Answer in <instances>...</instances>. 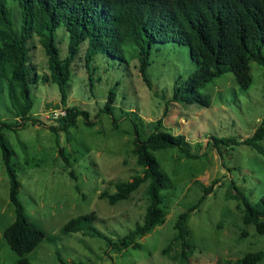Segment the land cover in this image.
I'll use <instances>...</instances> for the list:
<instances>
[{
  "label": "rangeland",
  "instance_id": "1",
  "mask_svg": "<svg viewBox=\"0 0 264 264\" xmlns=\"http://www.w3.org/2000/svg\"><path fill=\"white\" fill-rule=\"evenodd\" d=\"M34 42V47L28 43L26 69L33 101L31 114L39 123L3 131L21 184L19 200L29 219L45 232L43 242L27 255L30 264H61L60 259L79 264H183L182 251L189 264H224L248 252H264V235L243 224L241 201L228 195L234 194L230 191L234 186L252 204L264 196V155L248 145H236L251 138L264 119L262 66L250 63L249 89L242 90L227 72L199 90L208 105L189 104L172 100L175 83L185 81L196 70L187 47L170 42L151 46L146 71L149 88L131 48L126 49L124 61L96 54L87 71L83 44L71 65L66 106L87 111L93 125L87 126L79 117L76 126L56 135L49 130L52 124L48 120L64 116L60 94L51 80L42 81L49 77L47 59L38 40ZM55 44L64 59L68 37L63 28L56 30ZM34 73L39 76L37 82L32 80ZM111 89L116 92L112 113L98 114ZM11 111L3 88L0 119L13 121ZM129 111L145 123L140 130L142 139L149 134L152 122L161 119L163 131L184 136L191 154L199 157L188 158L175 147L154 153L170 179V188L161 191L165 221L138 240L140 249L117 252L98 238L64 234L61 228L72 218L94 212L98 217L94 226L117 239L142 223L147 184L115 205L99 198L104 190L114 192L110 181H129L140 172L131 152L134 126L123 115ZM215 139L229 143L214 147ZM259 144L264 149V138ZM60 149L65 157L58 153ZM197 182L205 186L216 183L201 202L203 191ZM9 187L0 148V264H16L19 259L3 238L15 218ZM192 206L197 207L186 221L190 234L186 239L189 248L184 249L173 242V227L178 216Z\"/></svg>",
  "mask_w": 264,
  "mask_h": 264
},
{
  "label": "trees",
  "instance_id": "2",
  "mask_svg": "<svg viewBox=\"0 0 264 264\" xmlns=\"http://www.w3.org/2000/svg\"><path fill=\"white\" fill-rule=\"evenodd\" d=\"M63 28L68 37L67 56L60 58L55 44V32ZM35 40L42 46L49 77L43 82L55 83L60 94V105L64 116L46 119L51 122L49 130L58 134L76 126L83 117L87 126L93 125L89 113L75 106L67 107L68 84L73 64L81 45L86 44L84 61L87 71L96 54L112 59L125 60V51L131 48L137 57L138 71L143 82L150 88L147 76L149 53L155 43H176L188 48L196 70L183 82H176L173 101L198 102L208 105L206 97L199 93L214 79L230 72L242 90L252 84L250 63L256 62L264 68V0H0V92L3 88L12 108L13 121L0 119V148L2 160L9 179L8 198L14 207V221L4 230L3 238L9 249L19 258L16 264H30L27 258L44 240L45 232L31 221L19 200L21 184L12 164L13 151L3 134L4 130L24 128L29 122L39 123L31 114L33 101L27 77L28 43L34 47ZM35 69V67H34ZM39 76L34 73L32 80ZM116 103V92L111 89L104 107L98 114L110 115ZM134 126L132 154L135 166L140 169L129 181L109 182L113 193L104 190L100 199L110 205L127 200L142 185L147 200L143 221L134 229L117 239L102 233L94 224V212L68 220L61 228L64 234L78 233L104 241L111 250L121 252L128 248L140 249L139 239L148 235L165 221L166 213L160 207L161 191L170 188V179L164 173L154 156L159 150L178 148L184 156L196 158L190 152V145L182 135L163 131L162 120L152 122L149 134L141 138L143 120L134 112H123ZM19 121V122H18ZM57 121L58 124H54ZM114 122V121H113ZM115 123V122H114ZM264 138V119L254 135L236 145L245 144L264 155L259 142ZM228 144L223 140H214ZM65 157L63 150H58ZM201 185L203 195L213 192L216 183ZM228 195L241 201L242 222L252 225L258 235H264V196L252 204L247 197L232 186ZM197 206L181 213L174 224L173 242L189 248V231L186 221ZM240 206H238L239 208ZM170 246L167 247V252ZM264 261V252H248L235 262L224 264H258ZM181 262L189 264L182 251ZM61 264H79L60 259Z\"/></svg>",
  "mask_w": 264,
  "mask_h": 264
}]
</instances>
